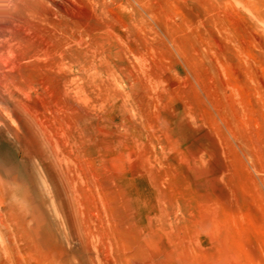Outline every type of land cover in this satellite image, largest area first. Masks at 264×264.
<instances>
[{
    "label": "rangeland",
    "instance_id": "obj_1",
    "mask_svg": "<svg viewBox=\"0 0 264 264\" xmlns=\"http://www.w3.org/2000/svg\"><path fill=\"white\" fill-rule=\"evenodd\" d=\"M53 2L43 4L35 12L27 7L16 11L11 34L22 36L23 45L29 41L40 44L48 34L64 36L70 49L82 51L88 60L84 73L89 88L82 104V121L66 111L62 114L69 119L50 129L52 135L61 136V141L66 143L64 154L68 155L75 175L72 183L76 205L72 219L78 224L67 227L65 221H61V214L49 210L47 197L39 199L41 208L35 214L36 222L32 220L31 211L26 214L15 210L10 216L4 207L8 197L0 194V264H36L31 261L33 253L43 259L51 254L60 264H264V223H255L259 220L257 213H247V201L240 205L242 215H238L240 212L234 215L229 210V215L220 216L218 227L229 242L227 254L212 255L213 248L206 245L202 255L190 258H183L177 252L162 255L165 238L167 249L172 250L170 236L173 234L179 239L180 231H186L184 220L180 215L181 222L177 225L173 219L165 218L172 231L170 228L162 231L156 224L152 227L147 219L150 213L141 214L146 208L136 212L131 206V195L123 186L124 174L120 180L116 177V173L125 168V156L130 150L137 152L143 146L152 149L151 129L140 128L136 115V98L143 93L142 84L149 86L147 93L158 90L166 82L192 85L201 93V88L221 84L227 93L233 94L242 118H246L250 98L264 97V0ZM8 36L2 37L3 44ZM8 42L11 46L18 43L14 38H9ZM6 49L9 47L3 50L1 60L16 63V54L10 55ZM34 54L29 50L24 55L21 62H29L31 69L16 85L28 109L42 118L48 112L38 96L48 79L32 69ZM152 100L150 95L149 100L145 98V101ZM122 101L134 107L132 112L125 110L123 116L138 124L137 129H142L147 136L129 151L122 148L120 142L128 133L121 126L118 105L123 104ZM12 109L5 108L0 101V117L10 126H14L9 122ZM153 116L154 113L150 117L153 119ZM146 118L150 120L149 113ZM5 134L3 132L5 141L0 152L3 153V149L8 154L12 152V143L6 141ZM162 145L156 150L167 152L168 148H160ZM144 166L145 163L140 170H145ZM136 176L141 183L145 182L138 174L130 179L126 176L125 180L131 181ZM177 180L169 171L163 178L165 184ZM150 182L147 181L149 185ZM160 187L164 188L163 183ZM250 199H254L253 196ZM16 215H22L20 232L14 224ZM27 224L48 228L52 248L44 251L43 245L33 247V242L29 243L24 236L25 230H29ZM151 228L162 237L151 238ZM240 242L243 249L238 246Z\"/></svg>",
    "mask_w": 264,
    "mask_h": 264
},
{
    "label": "bare ground",
    "instance_id": "obj_2",
    "mask_svg": "<svg viewBox=\"0 0 264 264\" xmlns=\"http://www.w3.org/2000/svg\"><path fill=\"white\" fill-rule=\"evenodd\" d=\"M92 1L86 0L87 3ZM48 2L53 0H0V21L4 22H0V101L5 108H13L9 122L14 125L5 124L0 117V146L5 141L3 132L8 136L6 141L12 143L11 153L8 151L6 154L3 149V153L0 152V194L8 197L4 207L10 216L15 210L26 214L31 211L33 221L41 208L39 199L47 197L49 210L61 214V221L69 227L73 223L78 224L72 219L76 205V190L72 183L75 175L68 155L64 154L66 143L61 141V136L52 135L50 129L67 120L68 117L62 114L66 111L82 121V104L89 88V80L84 73L88 60L82 51L70 49L64 36L48 34L40 44L25 40L27 44L23 45L20 42L23 41L22 36L11 34L16 11L27 7L35 12ZM6 34L10 37L3 44L2 37ZM9 38L18 43L9 45ZM7 46V52L13 56L15 53L18 63L1 60ZM29 50L35 52L31 57L32 69L48 79L38 96L48 112L42 118L32 113L27 101L17 93L16 83L23 81L31 69L29 62H21ZM142 86L143 93L137 94L136 98V115L140 128L151 129L152 149L143 146L137 152L136 149L130 150L147 136L142 129H137L138 124L123 116L125 110L132 112L134 107L122 101L123 104L118 105L121 126L128 133L120 142L122 148L130 151L125 156V168L121 172L119 170L116 177L120 180L124 174L123 186L131 196L126 191L123 193L132 198L131 206L136 212L146 208L142 210V216H148L149 212L147 219L151 226L156 224L162 231H169V228L172 231L166 219H173L178 225L181 215L187 229L180 231L179 239H175L173 234L170 236L172 250L167 249L165 238L162 255L171 256L177 252L183 258H190L202 255L206 245L213 248L212 255H225L229 242L218 227L222 214L229 215V210H232L237 215L240 205L247 201V213H257L259 220L255 223H264V97L250 98L246 118H242L233 94L227 93L221 84L201 88L202 93L185 83L166 82L150 93L145 92L149 89L147 84ZM149 95L153 96L152 103L145 101V98L149 100ZM148 113L151 121L146 118ZM152 113L153 119L150 117ZM159 145H162L161 149L168 148V151L162 150L160 154L156 150ZM144 163L145 170H140ZM168 171L178 180L165 184L163 178ZM137 174L145 180L144 183L137 176L131 181L125 180L126 176L130 179ZM149 180L150 185L147 183ZM162 183L164 188L160 187ZM251 196L254 199H250ZM1 217L0 212V221ZM21 221L22 215H16L14 224L19 232L23 229ZM27 227L29 230H25L24 236L29 243L33 242V247L43 245L46 247L44 251L52 248L48 228L38 224H27ZM151 230V238L162 237L154 232L155 229ZM241 245V242L238 243L243 249ZM29 255L26 252V256ZM44 258L46 260L33 253L31 261L36 264H60L51 254L49 258Z\"/></svg>",
    "mask_w": 264,
    "mask_h": 264
}]
</instances>
